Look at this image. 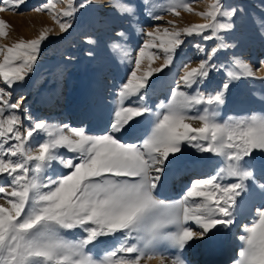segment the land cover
<instances>
[{"label":"snow or ice","instance_id":"obj_1","mask_svg":"<svg viewBox=\"0 0 264 264\" xmlns=\"http://www.w3.org/2000/svg\"><path fill=\"white\" fill-rule=\"evenodd\" d=\"M24 2L0 0V11L5 10V5H12L11 10H15ZM88 3L89 0H84L79 7H86ZM68 4L67 9L54 15L62 32L72 27L70 21L60 22L59 19L61 15H73L71 0ZM183 7L194 11L190 4ZM42 8L52 10L55 5H42ZM222 9L220 0H216L210 11L199 13L208 23L184 29L156 28L142 33L147 39L133 60L130 78L121 85L120 105L114 112L111 130L103 135H88L83 128L68 125L53 130L45 122H33L31 128L21 131L19 115L12 112L5 116L8 110L20 109L21 102H11V92L0 89V177L6 174L8 178L7 183H0V200L7 204H0V264H141L142 260H151L155 254V250L148 246L161 239L182 250L190 241L203 239L217 225H231L237 198L248 190L245 181H251L264 195V181L241 166L245 157L252 156L257 150L264 151V117L252 116L247 120L219 124L214 113L207 108L202 115L188 116L185 109L193 105H223L224 92L207 97L203 94L188 97L179 91L180 84L190 88L217 68L211 59L227 47L223 43L213 48L198 66L185 65L173 100L166 105L167 112L156 113L155 126L142 143L126 144L116 138L136 117L151 111L143 105L142 96L136 105L124 106V101L139 96L154 72L171 65L185 36H201L209 40L219 30L233 28L231 22L220 23L217 18L227 17L231 21L236 10ZM170 10L179 15L175 8ZM153 19L162 17L154 16ZM7 27V23L0 20V37L8 35ZM208 30L212 35H204ZM47 34L46 30L37 39L20 40L11 47H0V77L9 88L22 82L32 71ZM195 47L201 49L199 44ZM153 49L163 51L164 63L138 75L145 58H159ZM260 67H264V62ZM245 68L248 75H255L250 68ZM229 75L232 77L231 73ZM229 82L224 84V91H227ZM186 121H199L200 124L193 127ZM41 131L47 133L48 139L35 151L25 147L34 133ZM13 140L15 143L9 144ZM185 142L200 152L224 156L228 164L215 175L195 179L182 199L166 204L153 193L164 172L165 161L179 152ZM6 144L9 145L7 148ZM61 148L78 153L80 162L65 161L66 167L74 169L69 175L43 181L40 174L45 162L54 159L53 154ZM32 172L36 175H30ZM225 174L237 178L236 182L223 183ZM257 216L252 226L245 229L247 235L240 238L247 247L239 253L238 264H264V208L257 210ZM189 222H194L197 230ZM57 227L83 228L88 235L79 243L70 244L59 238ZM170 227L174 230L166 231ZM117 231H126L127 239L134 238L138 243L128 244L126 239L99 262L84 254L86 245L97 237ZM139 241L144 243L141 245ZM118 253H135V256ZM160 264H164L163 258ZM171 264H183V261L176 258Z\"/></svg>","mask_w":264,"mask_h":264},{"label":"rangeland","instance_id":"obj_2","mask_svg":"<svg viewBox=\"0 0 264 264\" xmlns=\"http://www.w3.org/2000/svg\"><path fill=\"white\" fill-rule=\"evenodd\" d=\"M83 2L84 0H71L74 8L73 15L59 17L60 22H71L72 27L64 32L60 30L54 15L57 11L68 8V0H25L15 10H11L12 5H5V10L0 11V20L5 21L8 25L5 29L8 35L0 37V47H11L20 40L37 39L46 30L48 33L47 38L41 43L40 54L32 71L25 77L27 83L22 89L12 91L0 77V89L6 91V87L12 91L11 102L20 101L26 116L31 117L34 114L37 118L42 119L54 109H57L60 116H63L69 107L72 108L79 101L80 109L78 112L76 111L73 123L81 122L82 126L79 127L86 126L94 118L99 105L105 100L116 99L120 104L121 85L130 78V73L134 68L133 60L138 55L143 41L147 39L142 33L154 31L156 28L161 30L164 28L171 30L173 27L184 29L208 23L205 17L199 13L210 11L211 5L216 3V0H89L86 7H79ZM220 2L223 5L222 10H236V15L232 17L231 21L227 17L217 18L220 23L231 22L233 28L221 29L209 40H205L201 36H185L184 43L174 53L171 65L163 68L160 72H154L149 78L146 88L141 90L140 95L126 99L124 106H127L133 98L140 99L141 96L145 103L153 98L155 101V95L157 101L164 97L166 103L170 104L174 92L177 91V82L184 74L185 65L198 66L202 60L208 58L213 48L223 43L227 47L218 51L211 59L217 68L210 71L208 77L202 82L198 81L190 88L180 84L179 91L184 92L188 97H197L200 94L207 97L224 92L223 105L203 103L193 105L185 109L188 116L202 115L207 108L210 113H214L217 123L223 120L228 123L240 119V116L229 114L243 103L244 96L250 88L249 85L253 86L254 90L263 89L262 91H264V78L258 75L260 65L264 61V31H262L264 30V0H220ZM184 4H190L194 11H188L183 7ZM42 5H55V8L49 10V8H42ZM172 8H175L179 15L171 11ZM154 16H160L162 19H153ZM118 33L124 35L121 36ZM204 35H212L211 30L206 31ZM197 44L201 46L202 50L195 47ZM152 51L156 52L159 58L154 57L152 60L145 58L138 75L159 68L164 63L163 51L158 49ZM241 59L252 68L254 76L248 75L246 69L243 74L234 69L236 60ZM230 73L232 77H230ZM59 81H61L62 87L61 94L59 96L51 95L48 103L44 104L40 99L41 93ZM226 82H229L228 89L224 91ZM244 85H247V88ZM69 94L77 97V101H69ZM13 111L15 110H9V113ZM151 111L139 118L136 117L129 124L134 129L138 142H143L151 133L153 122ZM88 112L90 114L86 116ZM250 118L251 116H248L245 120ZM59 150L66 151L68 157L75 154L67 148ZM177 155L178 159L189 164H197L204 158H209L210 171H206L201 178L215 175L221 169H225L228 164L224 156L211 152H200L186 142L181 144ZM76 159L79 157L77 156ZM48 163L49 161L45 162L44 168L48 167ZM241 166L246 169L250 166L253 173L263 175L264 151L257 150L253 152L252 156L245 157ZM214 167H219L217 172L213 169ZM68 171L69 169L63 173L66 174ZM188 179L194 178L192 176L185 177V180ZM236 180L237 178L225 174L223 183H233ZM247 182L245 181V183ZM190 184L188 182L189 186ZM254 193H250L246 198H237L235 210L240 206L241 201L245 200L244 208L252 206L253 213L241 215V220L232 229L239 252H235L227 262L222 264H230L236 260V256L247 247L246 242L240 238L247 235L245 229L251 227L253 222L258 219L257 210L264 208V199L261 201L254 198ZM242 195L246 196V191ZM29 210L26 209V211ZM220 226L217 225L214 230H218ZM56 231L61 240L70 244H77L86 239L88 235L83 228L79 227L73 229L57 227ZM125 233L126 231H117L111 235L99 236L92 243L86 245L83 252L99 262L110 251L120 247L118 237L122 239L121 235L124 236ZM131 239L127 241L128 244L138 243L136 239ZM203 244H207L205 237L201 243L196 239L184 247L186 249L191 245L193 247L195 254L191 258L189 257L191 264L200 263L198 254L203 249ZM102 254L104 256H101ZM118 255L126 254L118 253Z\"/></svg>","mask_w":264,"mask_h":264},{"label":"bare ground","instance_id":"obj_3","mask_svg":"<svg viewBox=\"0 0 264 264\" xmlns=\"http://www.w3.org/2000/svg\"><path fill=\"white\" fill-rule=\"evenodd\" d=\"M246 63L247 62L243 61L242 59L236 60L235 62L236 66L234 69H236V71L238 70L243 74L244 69H246L245 66L250 68L248 65H246ZM250 69L252 70V68ZM258 75L264 78V67L260 68V70L258 71ZM26 80L27 79H24L22 82L14 83L10 89H12V91L17 89L19 90L22 89L27 83ZM249 86L250 88L244 96L243 103H241V105H239L238 108L234 109L229 114V115L232 114V115L240 116L239 117L240 119H237V121L241 119L245 120L246 118H248V116L264 117V94H263L264 91H262L263 89L257 91L258 89L254 90L253 86L251 85ZM244 87L247 88V85H244ZM5 90L6 92H12L9 91L6 87ZM61 90H62L61 81H59V83L50 87L47 91L42 92L40 99L44 104H47L48 101L51 99V95L59 96L62 92ZM155 99H156L155 101L153 98V100H149V102L147 103H145L144 100L142 101L145 107L152 110L151 114L153 115V122L151 124L150 132L152 131L156 123V119H157L156 113L163 114L167 112L166 105L168 104L166 103L164 97L157 101V97L155 95ZM68 100L77 101V97L75 98L72 94H69ZM140 102H141L140 99L133 98L132 100H130L127 106H129L130 104L136 105L139 104ZM119 105H120L119 100L116 99L105 100L103 103L99 105V109L96 111L94 118H92L89 124H87L84 127H79L82 126L80 125L81 122H76L75 124L73 123L75 113L76 111L78 112V110L80 109L79 101H77L76 105L73 106L72 108L69 107L67 111L64 112L63 116H60L59 111H56L57 109L56 110L54 109L53 111H49L47 115H45L42 119L37 118L36 115H34L33 113H32L33 116H31V119H29L30 116L29 115L26 116L24 114L25 112L22 107L13 112L21 117V123L18 125L21 131L31 128L33 122H45L53 130L57 128H63L64 125H68L69 127L83 128L86 134L88 135H103L111 130V125L114 118V112L118 109ZM9 114H10L9 110L5 112V116ZM89 114L90 113L88 112L86 116L87 115L89 116ZM86 116L84 115V117ZM186 122H191L193 127H197L200 124L199 121H186ZM218 123L226 124V121L223 120L222 122H218ZM116 138L120 142L126 144L138 145L142 143V141L141 142L137 141L135 137L134 129L129 125L125 126V129L122 130L120 133H118ZM47 139L48 136L47 133L45 132L41 131L34 133L33 137L29 139L25 147L29 148V150L35 151L37 150L38 145L46 141ZM12 143H15V141L14 140L9 141V144ZM8 146L9 145L6 144L5 148H7ZM64 150L63 151L58 150L53 154L55 158L49 161L47 168H44L43 166V171L40 174L43 181H47L49 178H51L52 180H58L66 175H69L71 171H73L74 169L70 170V168L66 167L64 163L65 161L72 160L75 163L80 162V159H76L77 156L79 157L78 153H75L73 156L71 155L70 157H68L67 152ZM177 156H178L177 153L170 155L168 160L165 161L164 172L163 174H161L160 180L153 193L157 199L163 200L166 204H171L182 199L187 188L189 187L188 182L191 183L195 179L203 177L206 171H210L211 163L209 158H204L201 162L197 164H192V163L189 164L186 161L178 159ZM5 158L7 159L8 157ZM12 159H17V158L12 157ZM249 167H247L248 168L247 170L253 172V170ZM218 168L219 167L217 168L214 167L213 169L217 172ZM67 169H69L68 173L66 172V174H64L63 172ZM30 175H36V173L32 172L30 173ZM254 175H256L258 179L264 181V173L263 175H258L254 173ZM189 176H192V178L194 179L185 180V177H189ZM7 182H8V178L6 174L3 177H0V183H7ZM247 183H248V190L246 191V196L245 195L243 196L241 194V196H239L238 198L239 199H241L242 197L246 198L248 197V195H250V193L255 192L253 197L258 198L262 201L264 199V195H261L258 192L255 185L252 184L251 181ZM43 190L46 191L47 189H43ZM0 204H5L7 206L6 201L4 200H0ZM243 204H245V200L241 201L240 206H238V208H236L235 212L233 213L232 216L233 223L231 225L228 226L221 225L219 229L217 228L218 230L213 229L207 234V236H205V238L207 239V244L206 245L203 244V249L198 254L200 258L199 264H222L223 262H227L235 252H239L236 246L237 240L236 241L234 240L235 234L232 232V229L241 220L242 217L241 215H248L253 213L252 206H247L244 208L245 205L243 206ZM189 223L194 230H197V226L194 224V222H189ZM173 230L174 229L170 227L166 231H173ZM121 236L122 239L121 238L119 239L118 237L120 246L127 239V234L125 233L124 236L123 235ZM130 239L131 238H128L127 241H130ZM198 241L201 243L202 239H198ZM139 242L141 245L144 243L143 241H139ZM191 246L188 249L183 248L182 250H180L172 246L168 240L161 239L159 240V242L148 246L150 249L155 250V254L153 255V258L151 260H142L141 264H160L162 258L164 260V264H171V260L176 258L182 260L183 264H191L190 258L193 256V254H195L192 249L193 247ZM126 255L135 256V253L126 254ZM101 256L104 255L102 254ZM236 257H237L236 260L230 262V264H238V261L241 259V257L239 255H237Z\"/></svg>","mask_w":264,"mask_h":264}]
</instances>
